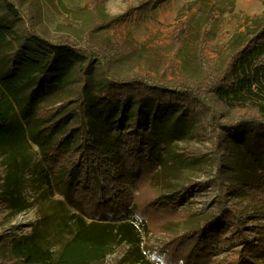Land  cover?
<instances>
[{
    "label": "trees",
    "instance_id": "16d2710c",
    "mask_svg": "<svg viewBox=\"0 0 264 264\" xmlns=\"http://www.w3.org/2000/svg\"><path fill=\"white\" fill-rule=\"evenodd\" d=\"M167 1L129 7L107 21H96L93 29L75 39L65 34L46 37L34 29L35 18L21 8L22 0H0V208L15 215L32 205L26 175L34 172L37 157L49 191L48 175H59L64 195L75 201L77 194L78 204L74 202L78 209L69 211L61 199L46 200L48 208H42L45 214L38 227L0 244V264H105L121 245L130 247L126 257L131 262L153 264L141 250L147 221L136 203L119 217L112 214L106 188L116 179L101 166L115 161L136 178L146 174L153 178L154 171L165 165L164 156L172 154L175 141L192 132L211 136V166L219 176L237 183L243 193L250 187L264 190V13L257 24L241 31V39L231 43L213 67L204 55L206 32L184 29L188 24L181 21L170 38L177 49L158 72L145 66L115 77L102 70L122 59L146 60L144 44L129 32L119 38H96L92 31L130 23ZM84 4L97 6L89 0ZM222 5L223 1L213 3L217 11ZM186 47L193 50L190 57L199 68L198 79L182 72L183 65L177 63ZM94 63L101 70L94 77L92 93L87 80L93 76L88 70ZM75 81L77 91L71 88ZM76 113L91 120L92 127H81L80 143L74 146L69 122ZM86 198L90 200L86 209L94 212L88 218L82 207ZM226 208L221 206L215 216L205 219L191 239L199 241L189 248L184 262L196 264L201 243L218 237L227 224L238 232L239 224L233 220L239 218L237 209ZM50 224L60 234L55 247L46 235Z\"/></svg>",
    "mask_w": 264,
    "mask_h": 264
},
{
    "label": "rangeland",
    "instance_id": "374dc122",
    "mask_svg": "<svg viewBox=\"0 0 264 264\" xmlns=\"http://www.w3.org/2000/svg\"><path fill=\"white\" fill-rule=\"evenodd\" d=\"M84 1L22 0L21 8L27 13L31 12L36 22L34 29L46 37L65 34L79 39L84 31L96 26V21H107L126 12L129 7H137L149 0H89L97 4L94 9L87 7ZM218 1H223L220 11L213 7V3ZM263 13L264 0H168L147 16L135 17L130 23L117 24L110 29L102 25L91 31L96 38L107 35L119 38L129 32V37L144 44L143 57L146 60L139 57L122 59L110 62L102 69L112 76L122 77L139 67L148 66L154 72L163 68L168 56L177 49L170 38L178 28L176 23L181 21L188 24L184 29L189 28L194 33L199 30L206 32L203 38L204 55L207 63L213 67L231 43L241 39V31L257 24ZM191 55L193 57V50L186 47L181 50L177 63L183 65L182 72L198 79L199 68ZM99 69L101 67L94 63L88 70L93 73L87 80L92 93L96 91L94 77ZM78 84L75 81L71 88L77 91ZM262 96L264 98V86ZM75 98L71 100L72 104H75ZM69 123L73 129L72 143L77 146L82 135L81 127L90 130L92 121L82 119L81 113H76ZM93 141L90 140L91 143ZM211 143L208 132H192L181 136L175 141L172 154L164 156L165 165L154 171L153 178L151 174L136 178L126 166L115 164L113 160L109 166H101L107 176L116 179L106 188L102 179L98 178L101 188L108 191L107 200L110 201L112 214L119 217L127 206L136 203L140 216L147 221L148 232L143 235L141 250L153 264H187L184 256L199 241L191 243V239L195 238L205 219L215 216L223 205L231 211V207L237 209L239 218L233 220L239 224L238 232L228 224L222 227L218 237L208 239L204 245L201 243V257L195 263L239 264L243 259H252L251 264H264L263 187L256 190L250 187L243 193L237 183L230 182L227 176H219L213 164L211 166ZM42 167L43 163L37 157L32 167L34 172L30 171L26 175V189L32 200L28 209L12 215L0 208V244L15 235H28L34 227H38L45 214L42 208H48L46 200L61 199L69 211L78 209L77 194L73 196L75 201L64 195V182H60L63 179L59 175H48L52 186L49 191L41 173ZM102 200L100 197L99 201ZM86 201L82 207L87 212L82 211L88 218L94 212L86 209L90 205L89 198ZM49 234L50 244L55 247L60 234L54 224L47 227L46 235ZM64 234H67L66 231ZM248 242L250 247L247 246ZM129 252V246L121 245L107 256L105 264H136L130 261V256L126 257Z\"/></svg>",
    "mask_w": 264,
    "mask_h": 264
}]
</instances>
